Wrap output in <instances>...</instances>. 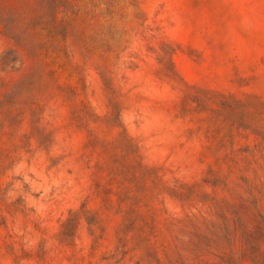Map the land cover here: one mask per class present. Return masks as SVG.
<instances>
[{
	"label": "rangeland",
	"instance_id": "rangeland-1",
	"mask_svg": "<svg viewBox=\"0 0 264 264\" xmlns=\"http://www.w3.org/2000/svg\"><path fill=\"white\" fill-rule=\"evenodd\" d=\"M0 105V264H264V0H0Z\"/></svg>",
	"mask_w": 264,
	"mask_h": 264
},
{
	"label": "trees",
	"instance_id": "trees-1",
	"mask_svg": "<svg viewBox=\"0 0 264 264\" xmlns=\"http://www.w3.org/2000/svg\"><path fill=\"white\" fill-rule=\"evenodd\" d=\"M31 20V19H30ZM30 20L29 21H27V24L28 23H30ZM10 28H15L13 25H10ZM14 33H16L17 35L16 36H19V39L20 40H26V42L27 41H30V43H31V39H28L29 38V31H27V29H23V28H21V29H14V31H13ZM31 38V37H30ZM37 43H39V45H43L44 43H45V41H41V40H39V41H36ZM39 65V64H38ZM32 84V83H31ZM1 106V105H0ZM3 106V105H2ZM1 112V111H0Z\"/></svg>",
	"mask_w": 264,
	"mask_h": 264
}]
</instances>
